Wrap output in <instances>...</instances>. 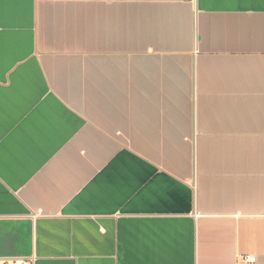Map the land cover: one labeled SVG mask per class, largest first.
Wrapping results in <instances>:
<instances>
[{
  "label": "crops",
  "instance_id": "crops-1",
  "mask_svg": "<svg viewBox=\"0 0 264 264\" xmlns=\"http://www.w3.org/2000/svg\"><path fill=\"white\" fill-rule=\"evenodd\" d=\"M0 264H264V0H0Z\"/></svg>",
  "mask_w": 264,
  "mask_h": 264
},
{
  "label": "built area",
  "instance_id": "built-area-1",
  "mask_svg": "<svg viewBox=\"0 0 264 264\" xmlns=\"http://www.w3.org/2000/svg\"><path fill=\"white\" fill-rule=\"evenodd\" d=\"M244 259H245L246 261H249V262H254V261H256V257H255V256H250V255H248V256H244Z\"/></svg>",
  "mask_w": 264,
  "mask_h": 264
}]
</instances>
